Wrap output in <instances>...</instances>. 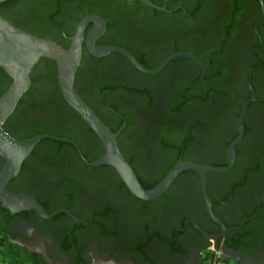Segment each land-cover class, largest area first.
Segmentation results:
<instances>
[{"label":"flooded vegetation","instance_id":"obj_1","mask_svg":"<svg viewBox=\"0 0 264 264\" xmlns=\"http://www.w3.org/2000/svg\"><path fill=\"white\" fill-rule=\"evenodd\" d=\"M25 1L0 7L2 15L64 49L85 23L75 89L117 134L141 184H159L180 161L227 170L206 176L221 223L193 171L157 199L137 198L114 167L92 166L103 144L64 101L57 64L41 59L3 129L16 140L66 141L38 143L8 184L46 216L0 203L2 239L45 264H195L213 247L221 264H264V0ZM97 48L120 49L153 72L119 51L96 56ZM179 54L203 65L188 56L169 60ZM10 84L0 68V97ZM4 165L0 156V171Z\"/></svg>","mask_w":264,"mask_h":264},{"label":"water","instance_id":"obj_2","mask_svg":"<svg viewBox=\"0 0 264 264\" xmlns=\"http://www.w3.org/2000/svg\"><path fill=\"white\" fill-rule=\"evenodd\" d=\"M9 1L25 0H0V7ZM143 1L154 6L148 0ZM84 25L85 23H82L79 26L71 47L64 49L53 41L33 36L15 27L2 15L0 10V68L11 78L10 86L0 97V156L5 160V165L0 171V203L2 207L13 213L34 209L40 215L46 216L44 208L34 198L26 194L11 192L7 187L10 181L19 174L22 164L38 143L46 139L57 141H66V139L42 134L24 140H16L3 129V125L16 110L24 95L29 91L31 87V72L34 66L41 59H48L57 64L58 82L64 101L80 115L103 144L104 154L92 166L114 167L129 191L137 198L145 201L154 200L163 195L180 173L184 171L196 172L201 177L202 190L208 204L209 213L212 218L221 223L211 210L210 199L206 191V176L209 171H225L227 168L202 166L180 161L159 184L151 189H145L138 180L134 169L123 156L118 145L117 134L112 132L78 94L74 82L81 60ZM99 34L100 32H96L91 37ZM112 51L126 54L140 69L148 73L153 72L140 65L130 54L117 48H97L93 51V54L104 56ZM177 56L192 57L197 63L203 65V62L198 57L189 54L174 55L169 60L175 59ZM248 83L251 87L250 79ZM249 102L244 105L240 115L238 123L240 134L231 144V164L229 167L235 162V145L241 140L243 135V119Z\"/></svg>","mask_w":264,"mask_h":264},{"label":"built area","instance_id":"obj_3","mask_svg":"<svg viewBox=\"0 0 264 264\" xmlns=\"http://www.w3.org/2000/svg\"><path fill=\"white\" fill-rule=\"evenodd\" d=\"M0 241V264H45L40 258L13 245L8 239H1ZM212 250L220 256L219 250L214 249V247ZM217 264H221L220 261Z\"/></svg>","mask_w":264,"mask_h":264},{"label":"rangeland","instance_id":"obj_4","mask_svg":"<svg viewBox=\"0 0 264 264\" xmlns=\"http://www.w3.org/2000/svg\"><path fill=\"white\" fill-rule=\"evenodd\" d=\"M176 83L177 84L178 83L180 84L181 82L179 80H177ZM176 83L173 85L174 90H176L178 88V86H179V84L177 85ZM181 126H182V123L181 122L177 123V127L178 128H181ZM48 146H51V144H48ZM3 237H6V236L5 235L3 236L2 234H0V240ZM219 261H220L219 254L215 253L213 250H209L208 253H204L203 254L202 260L199 263H195V264H214V263L217 264ZM60 264H63V263H60ZM226 264H233V263H232V261L228 260V262Z\"/></svg>","mask_w":264,"mask_h":264},{"label":"trees","instance_id":"obj_5","mask_svg":"<svg viewBox=\"0 0 264 264\" xmlns=\"http://www.w3.org/2000/svg\"><path fill=\"white\" fill-rule=\"evenodd\" d=\"M28 1V0H27ZM26 1H9V2H6L4 3L3 5H1V9L6 7V6H11V5H17V4H23L25 3ZM44 142H47L48 144H52V145H55V146H60L61 143L59 142H56V141H44ZM143 187L145 189H151L153 188L156 184H152V185H144L142 184ZM1 242V241H0Z\"/></svg>","mask_w":264,"mask_h":264}]
</instances>
